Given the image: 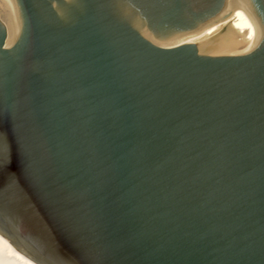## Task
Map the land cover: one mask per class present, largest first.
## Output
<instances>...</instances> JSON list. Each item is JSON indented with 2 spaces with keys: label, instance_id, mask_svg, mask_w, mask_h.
Returning a JSON list of instances; mask_svg holds the SVG:
<instances>
[{
  "label": "water",
  "instance_id": "obj_1",
  "mask_svg": "<svg viewBox=\"0 0 264 264\" xmlns=\"http://www.w3.org/2000/svg\"><path fill=\"white\" fill-rule=\"evenodd\" d=\"M0 0V230L40 264H264V0Z\"/></svg>",
  "mask_w": 264,
  "mask_h": 264
},
{
  "label": "bare ground",
  "instance_id": "obj_2",
  "mask_svg": "<svg viewBox=\"0 0 264 264\" xmlns=\"http://www.w3.org/2000/svg\"><path fill=\"white\" fill-rule=\"evenodd\" d=\"M219 23L235 36L250 37L259 24L247 7L238 0H230L225 12L217 18ZM0 264H40L0 230Z\"/></svg>",
  "mask_w": 264,
  "mask_h": 264
}]
</instances>
